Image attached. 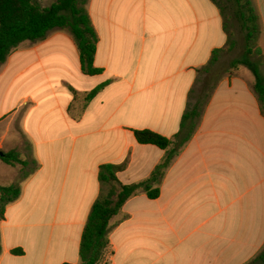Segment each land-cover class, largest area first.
Returning a JSON list of instances; mask_svg holds the SVG:
<instances>
[{"label": "crops", "instance_id": "crops-1", "mask_svg": "<svg viewBox=\"0 0 264 264\" xmlns=\"http://www.w3.org/2000/svg\"><path fill=\"white\" fill-rule=\"evenodd\" d=\"M254 3L264 54V0ZM85 9L101 74L81 73L75 42L60 29L22 43L0 68V146L19 113L32 149L25 159L36 167L19 183L25 168H0V186L21 191L0 220V264H77L100 166L126 162L116 173L123 185L146 180L165 151L138 144L133 131L172 139L191 90L200 93L201 70L227 47L211 0H86ZM206 80L215 89L159 197L139 193L110 221L108 264H248L264 247V116L249 80Z\"/></svg>", "mask_w": 264, "mask_h": 264}, {"label": "trees", "instance_id": "trees-1", "mask_svg": "<svg viewBox=\"0 0 264 264\" xmlns=\"http://www.w3.org/2000/svg\"><path fill=\"white\" fill-rule=\"evenodd\" d=\"M218 8L227 34V46L232 45L229 24L238 27L244 35V52L234 59L230 67L243 66L254 77L253 91L264 116V73L260 69L262 49L255 46L260 41L262 27L254 0H211ZM86 0H56L50 7L41 8L39 0H0V68L19 45L24 42L37 43L44 40L54 29L66 30L72 36L77 47L81 73L86 76L101 74L102 70L94 65L97 33L85 9ZM232 47V46H231ZM230 47V48H231ZM255 49V50H254ZM222 50H214L210 61L201 71L204 75L211 73V67L217 62ZM255 55L259 58L256 59ZM264 55V54H263ZM197 80V84L199 83ZM205 85L189 94V104L182 115L179 131L168 139L149 130L133 131L136 142L140 145H152L165 151V157L150 176L139 183L123 185L116 173L126 165L105 164L100 166L98 179L101 192L93 203L82 231L77 264H108L113 255L109 241L110 221L117 216L130 198L143 193L150 200L159 197L161 180L177 157L180 150L195 134L202 113L207 105L210 93L215 85ZM102 84L85 95V102L93 99L103 88ZM75 94L74 90H71ZM0 161L9 167H29L30 162L23 159L19 151L1 152ZM36 169L33 168L32 171ZM23 180L27 176H21ZM18 185L0 186V203L3 210L20 197ZM1 210V218L3 215ZM21 249L12 250L13 255H22ZM248 264H264V247Z\"/></svg>", "mask_w": 264, "mask_h": 264}, {"label": "rangeland", "instance_id": "rangeland-1", "mask_svg": "<svg viewBox=\"0 0 264 264\" xmlns=\"http://www.w3.org/2000/svg\"><path fill=\"white\" fill-rule=\"evenodd\" d=\"M229 30L231 32V42H233V44L230 46L228 45L226 47L225 50H223L217 58V62L215 63V65H213L211 67V73L209 75H204L200 78V82L198 84V88L200 89L201 87H203L205 85V80L209 79L210 80V84H215L217 83V81L222 77L228 76V75H232L234 74V76L249 80V84L254 85V77L252 76V74L250 73L249 70H247L245 67L243 66H238L236 69H232L230 67L231 62L234 59H237L239 56H241L244 52V34L242 32H240L238 27H232L231 23L229 24ZM259 40H257L255 42V46L259 47ZM231 47V48H230ZM261 49V48H260ZM255 50V49H254ZM255 58L258 59L259 56L255 55ZM261 60L262 63H260V69L261 71L264 73V55L262 53L261 56ZM198 89V90H199ZM11 118L7 119L5 122L6 126L8 125V122H10ZM21 120L22 117L21 115L18 113L13 117V123L9 125V129L10 132L8 133V137L5 140V143H3L2 146H0V151L3 150H17L19 151V153L21 154L22 158H29L32 159V149H31V144L29 143V141L26 139V137L24 136V134L21 131ZM1 135V133H0ZM3 147V148H1ZM2 167H6L5 164H3L0 161V168ZM19 170H20V166H16ZM32 165H30L29 167L25 168L22 172H23V176L27 175L30 173L31 169H32ZM8 168V167H7ZM21 172L19 173L18 176V182L23 180V178L20 176ZM1 177V176H0ZM13 184H8L7 186H12ZM16 185V184H14ZM6 186V185H5ZM1 210H3L2 205L0 203V218H1ZM104 264V263H101Z\"/></svg>", "mask_w": 264, "mask_h": 264}, {"label": "water", "instance_id": "water-1", "mask_svg": "<svg viewBox=\"0 0 264 264\" xmlns=\"http://www.w3.org/2000/svg\"><path fill=\"white\" fill-rule=\"evenodd\" d=\"M2 155V153L0 152V156Z\"/></svg>", "mask_w": 264, "mask_h": 264}]
</instances>
